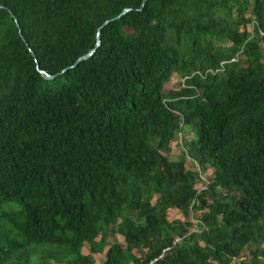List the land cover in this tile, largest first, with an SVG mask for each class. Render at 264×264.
<instances>
[{
    "label": "trees",
    "instance_id": "16d2710c",
    "mask_svg": "<svg viewBox=\"0 0 264 264\" xmlns=\"http://www.w3.org/2000/svg\"><path fill=\"white\" fill-rule=\"evenodd\" d=\"M142 1L0 0V264H264V0Z\"/></svg>",
    "mask_w": 264,
    "mask_h": 264
},
{
    "label": "rangeland",
    "instance_id": "374dc122",
    "mask_svg": "<svg viewBox=\"0 0 264 264\" xmlns=\"http://www.w3.org/2000/svg\"><path fill=\"white\" fill-rule=\"evenodd\" d=\"M179 82V77H177L175 74H173L171 76V78L169 79L168 83L166 84V86L169 88H175L177 85V83ZM190 137V136H189ZM179 134H175L172 141L170 142V152H169V157L171 159H175L177 158L180 154H181V147H180V140H179ZM190 167H193L192 164H190ZM210 173V170H207L206 173H202V176L205 177L206 174ZM205 175V176H204ZM181 217V214L177 211V210H172L169 212L168 214V218L169 220L171 219H175V218H180ZM193 221H195L193 219ZM194 223V222H193ZM112 237H109L108 236V241H111ZM115 239L123 244V240L121 238L120 235L116 234L115 235ZM107 246H105L104 250L101 252V253H98V254H93L92 257H93V260H94V264H101L103 259H104V252H105V249H106ZM263 247H264V244H263ZM81 252L83 254H86L88 253V246L87 244L85 243L83 245V247L81 248ZM244 255L245 257L243 258V260L247 261L249 259V254L248 252H244Z\"/></svg>",
    "mask_w": 264,
    "mask_h": 264
},
{
    "label": "water",
    "instance_id": "95a60500",
    "mask_svg": "<svg viewBox=\"0 0 264 264\" xmlns=\"http://www.w3.org/2000/svg\"><path fill=\"white\" fill-rule=\"evenodd\" d=\"M143 2H144V0L142 1V3H143ZM141 7H142V4H141ZM128 10H129L128 8H124V9H122L121 12H120L116 17L122 15L123 13H125V12L128 11ZM14 22H15V25L17 26V22H16V21H14ZM104 23H106V21H105ZM104 23H103V24H104ZM17 32L19 33V29L17 30ZM99 43H100V36H99V32L97 31L96 34H95V43H94V46H93L88 52H86L85 54L79 56V57L74 61V64L77 63V62H78L79 60H81V59H85V58L89 57V56L94 52L95 48L99 45ZM38 71H39V72L41 73V75H42L43 77H45V78H51V77H52L51 75H49L48 73H46V72L43 71V70H38Z\"/></svg>",
    "mask_w": 264,
    "mask_h": 264
},
{
    "label": "built area",
    "instance_id": "2783aa9c",
    "mask_svg": "<svg viewBox=\"0 0 264 264\" xmlns=\"http://www.w3.org/2000/svg\"><path fill=\"white\" fill-rule=\"evenodd\" d=\"M260 35H264V31H259ZM264 54V53H263Z\"/></svg>",
    "mask_w": 264,
    "mask_h": 264
}]
</instances>
